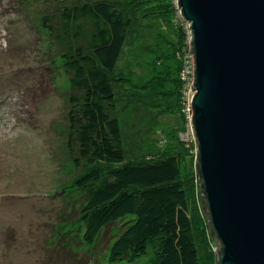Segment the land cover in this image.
Here are the masks:
<instances>
[{"label": "rangeland", "instance_id": "obj_1", "mask_svg": "<svg viewBox=\"0 0 264 264\" xmlns=\"http://www.w3.org/2000/svg\"><path fill=\"white\" fill-rule=\"evenodd\" d=\"M93 1L0 0V264H150L154 254L151 247L136 263L110 261L123 221L93 244L84 238L86 196L73 183L81 168L68 149L71 83L41 18ZM158 3L147 0L137 12L116 68L126 160L157 155L158 119L163 126L182 124L179 113L159 117L157 104L168 105V98L150 91L157 84L176 88V34L162 15L144 11ZM146 84L153 89L135 86Z\"/></svg>", "mask_w": 264, "mask_h": 264}, {"label": "trees", "instance_id": "obj_2", "mask_svg": "<svg viewBox=\"0 0 264 264\" xmlns=\"http://www.w3.org/2000/svg\"><path fill=\"white\" fill-rule=\"evenodd\" d=\"M158 1L144 11L162 15L176 34L172 55L177 64L176 88L157 84L150 91L157 99L168 98V105L157 104L159 117L179 113L182 124L163 126L158 119L156 133L160 130L164 138L158 136L159 152L136 160H126L115 73L136 14L147 0L66 5L41 18L61 50L71 83L68 149L81 168L73 183L86 196L81 209L84 238L93 244L103 230L123 221L124 228L110 249L112 263H136L153 247L150 264H218L219 245L206 211L196 146L180 137L185 127L179 58L185 47L183 20L174 0Z\"/></svg>", "mask_w": 264, "mask_h": 264}, {"label": "water", "instance_id": "obj_3", "mask_svg": "<svg viewBox=\"0 0 264 264\" xmlns=\"http://www.w3.org/2000/svg\"><path fill=\"white\" fill-rule=\"evenodd\" d=\"M178 4L193 31L196 167L218 264H264V0Z\"/></svg>", "mask_w": 264, "mask_h": 264}, {"label": "built area", "instance_id": "obj_4", "mask_svg": "<svg viewBox=\"0 0 264 264\" xmlns=\"http://www.w3.org/2000/svg\"><path fill=\"white\" fill-rule=\"evenodd\" d=\"M175 6L177 9V15L180 17L182 22V27L185 31V47L184 50L179 54V58L182 61V67L180 70V77L183 81V99H184V105L182 109V113L185 118V127L180 132V137L188 142H194L196 146V154H197V141L195 136V130L193 125V105H192V99L194 96V93H196L195 89V72H194V56L193 51L191 48V41L193 37V31L191 28V22L186 20L185 17L182 14L181 8L178 4V0H174ZM158 136L160 138H163L162 132L158 131ZM164 139V138H163Z\"/></svg>", "mask_w": 264, "mask_h": 264}]
</instances>
